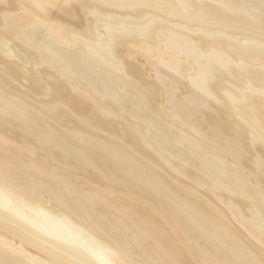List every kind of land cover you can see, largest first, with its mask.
Listing matches in <instances>:
<instances>
[{
	"label": "bare ground",
	"instance_id": "1",
	"mask_svg": "<svg viewBox=\"0 0 264 264\" xmlns=\"http://www.w3.org/2000/svg\"><path fill=\"white\" fill-rule=\"evenodd\" d=\"M0 264H264V0H0Z\"/></svg>",
	"mask_w": 264,
	"mask_h": 264
}]
</instances>
